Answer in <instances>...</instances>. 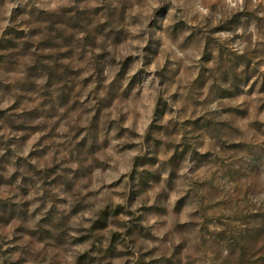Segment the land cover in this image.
<instances>
[{
  "label": "clouds",
  "instance_id": "clouds-1",
  "mask_svg": "<svg viewBox=\"0 0 264 264\" xmlns=\"http://www.w3.org/2000/svg\"><path fill=\"white\" fill-rule=\"evenodd\" d=\"M0 264H264V0H0Z\"/></svg>",
  "mask_w": 264,
  "mask_h": 264
}]
</instances>
